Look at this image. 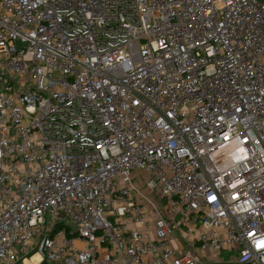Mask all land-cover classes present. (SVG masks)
Instances as JSON below:
<instances>
[{"label":"built area","instance_id":"obj_1","mask_svg":"<svg viewBox=\"0 0 264 264\" xmlns=\"http://www.w3.org/2000/svg\"><path fill=\"white\" fill-rule=\"evenodd\" d=\"M0 264H264V0H0Z\"/></svg>","mask_w":264,"mask_h":264},{"label":"rangeland","instance_id":"obj_2","mask_svg":"<svg viewBox=\"0 0 264 264\" xmlns=\"http://www.w3.org/2000/svg\"><path fill=\"white\" fill-rule=\"evenodd\" d=\"M51 231H52V226H51V224H48V227L45 228V232H46L47 234H49V233H51ZM41 240H42V237H38V238H37V244H38V247H39V245H40V243H41Z\"/></svg>","mask_w":264,"mask_h":264}]
</instances>
